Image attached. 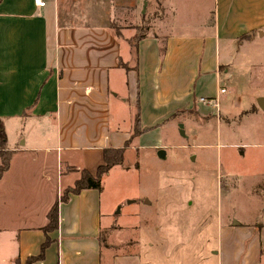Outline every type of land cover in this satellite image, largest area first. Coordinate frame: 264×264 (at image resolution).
<instances>
[{"label":"crops","instance_id":"1","mask_svg":"<svg viewBox=\"0 0 264 264\" xmlns=\"http://www.w3.org/2000/svg\"><path fill=\"white\" fill-rule=\"evenodd\" d=\"M121 1L46 0L40 7L34 0H0V119L11 152L0 178V264L18 258L26 264L40 254L49 211L80 178L68 167L95 175L108 148H125L124 155L166 150L178 123L214 113L226 92L222 45L230 49L239 35L264 26V0H215L204 33H163L158 26L135 45L110 25ZM139 1L143 13L150 9L151 0H132L127 9L138 11ZM137 112L141 133L133 137ZM26 164L34 168L17 172ZM261 218L226 228L230 237L246 234L229 240L228 264L239 257L264 264ZM102 221L101 190L71 194L59 203L43 259L33 264H103ZM106 249L109 264H143L135 250Z\"/></svg>","mask_w":264,"mask_h":264},{"label":"rangeland","instance_id":"2","mask_svg":"<svg viewBox=\"0 0 264 264\" xmlns=\"http://www.w3.org/2000/svg\"><path fill=\"white\" fill-rule=\"evenodd\" d=\"M130 2L116 4L110 25L133 41L157 32L158 26L163 33L202 34L215 17V0H151L144 13L140 1L138 11L127 9ZM222 46L226 92L215 112L178 123L164 157L159 150H129L123 164L103 177V264H109L106 246L123 253L135 250L143 264H228L229 240L240 236L241 241L246 234L237 230L233 238L226 228L259 213L264 221V110L258 106L264 94V26L239 35L230 49ZM66 171L79 177L82 172ZM238 260L234 264H244Z\"/></svg>","mask_w":264,"mask_h":264},{"label":"trees","instance_id":"3","mask_svg":"<svg viewBox=\"0 0 264 264\" xmlns=\"http://www.w3.org/2000/svg\"><path fill=\"white\" fill-rule=\"evenodd\" d=\"M143 37V36H142ZM142 37L137 38L136 40H132V44L138 42V40ZM166 45L163 42L161 46V51L165 52ZM141 133L140 127V115L139 112L136 114L135 119V129L133 132L134 136H137ZM133 136V137H134ZM7 136L4 127L3 121L0 119V178L4 174V172L8 169L11 152H9L6 148ZM127 143L126 145H128ZM124 151L125 148H108L104 151V163L97 168L96 174H91L88 170L82 169L80 178L74 183L73 186L67 187L60 198L55 202L53 207L48 213V224L43 228V231L47 235L46 241L42 245V249L39 255L31 256L27 259L26 264H33L34 262L43 259L44 250L50 244L51 239L48 237L50 231L55 230L58 227V211H59V203L66 202L69 199L71 194H79L83 190L86 189H97L101 190L102 188V179L103 177L114 167L117 165H122L124 162ZM16 264H20L19 258L16 259Z\"/></svg>","mask_w":264,"mask_h":264},{"label":"water","instance_id":"4","mask_svg":"<svg viewBox=\"0 0 264 264\" xmlns=\"http://www.w3.org/2000/svg\"><path fill=\"white\" fill-rule=\"evenodd\" d=\"M258 106L260 107V109L264 110V96L258 98ZM180 127L182 128L183 124H180ZM181 133L184 134V130L183 129H181ZM158 155L160 157H164L165 150L164 149H159Z\"/></svg>","mask_w":264,"mask_h":264},{"label":"built area","instance_id":"5","mask_svg":"<svg viewBox=\"0 0 264 264\" xmlns=\"http://www.w3.org/2000/svg\"><path fill=\"white\" fill-rule=\"evenodd\" d=\"M35 4L42 7L46 5V0H34ZM222 92H225V89H222Z\"/></svg>","mask_w":264,"mask_h":264}]
</instances>
